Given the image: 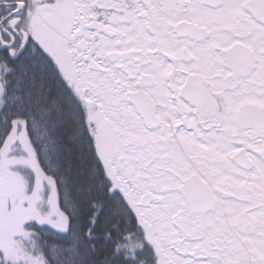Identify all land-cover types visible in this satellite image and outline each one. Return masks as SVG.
<instances>
[{
  "label": "snow or ice",
  "instance_id": "1",
  "mask_svg": "<svg viewBox=\"0 0 264 264\" xmlns=\"http://www.w3.org/2000/svg\"><path fill=\"white\" fill-rule=\"evenodd\" d=\"M0 264H264V0H0Z\"/></svg>",
  "mask_w": 264,
  "mask_h": 264
},
{
  "label": "trees",
  "instance_id": "2",
  "mask_svg": "<svg viewBox=\"0 0 264 264\" xmlns=\"http://www.w3.org/2000/svg\"><path fill=\"white\" fill-rule=\"evenodd\" d=\"M127 227L132 230L135 227V221H129L127 222ZM54 244L59 245V242L53 241ZM128 247L130 249H135L136 247H139V241L138 240H131L128 242Z\"/></svg>",
  "mask_w": 264,
  "mask_h": 264
}]
</instances>
